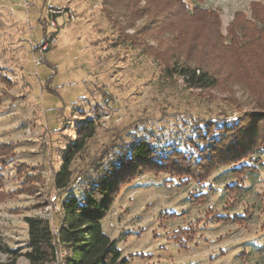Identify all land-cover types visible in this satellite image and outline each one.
Returning <instances> with one entry per match:
<instances>
[{
	"label": "rangeland",
	"instance_id": "374dc122",
	"mask_svg": "<svg viewBox=\"0 0 264 264\" xmlns=\"http://www.w3.org/2000/svg\"><path fill=\"white\" fill-rule=\"evenodd\" d=\"M105 1L0 0V241L14 252L0 264H27L24 218L59 223L66 195L53 177L88 121L95 133L70 165L74 193L138 140L188 155L187 139L238 119L264 135L263 2L183 0L182 12L139 0L125 12ZM195 6L204 10L191 15ZM182 65L215 86L188 88L166 72ZM244 166L253 170L235 172ZM159 171L121 184L101 222L128 264H264V151L203 181Z\"/></svg>",
	"mask_w": 264,
	"mask_h": 264
},
{
	"label": "trees",
	"instance_id": "16d2710c",
	"mask_svg": "<svg viewBox=\"0 0 264 264\" xmlns=\"http://www.w3.org/2000/svg\"><path fill=\"white\" fill-rule=\"evenodd\" d=\"M109 1L115 5L123 4L125 12L129 9L136 12L137 2H139V0ZM109 1L106 0L103 5L109 7ZM171 1L182 12L185 8L188 9V4L183 0ZM258 1L252 3V8H261L260 2H263L264 8V0ZM126 2L127 4H124ZM128 3H131V8H129ZM203 10L202 7L195 6L190 11L191 15H195L196 12ZM144 12L141 10L139 15ZM263 15L264 9L259 18L253 15L255 22H263ZM124 17L127 18L128 16L125 14ZM172 17L173 15L167 14L160 16V18L157 17L156 21L167 22ZM151 22L155 23L154 19ZM166 72L170 76L176 75L188 88L205 90L214 87L216 84L213 75L199 68L182 65L176 69L166 68ZM263 119L264 116L260 121L262 122ZM248 124L250 127L238 119L234 124L222 122L213 125V132L216 135L209 134L210 137H206L209 128L207 127L201 135L198 132L195 137L186 140V150L191 148L188 155L184 153L182 155L175 150L169 153L168 151L157 153L148 141L138 140L130 144L123 151L124 153L115 152V158L110 159L106 164L104 163L100 171H94L96 175H91L89 172V175L78 183V193H74L71 192L70 182L72 176L71 162L82 151L87 140L91 139L95 133L93 122L88 121L84 124L76 132L75 141L64 153L62 164L53 177V186L58 195H66L58 201L60 229L57 235L59 244L67 252L66 264H128V261L121 257L115 241L103 233L101 226L118 187L126 183L127 179L130 180V177H136L144 168L160 169L159 172H165L184 180L191 178L203 181L218 166L235 165L236 162L244 160L250 153L264 151V135L258 139L257 135L260 134V130L257 129L256 124L251 123L250 125L249 122ZM256 141H259V145L254 150ZM2 148L6 149L5 145H2ZM169 155L172 156L171 159ZM186 156H191V158ZM162 165L165 167H161ZM250 170L253 168L244 166L235 172ZM24 223L27 227V242L26 252L21 256L27 264L51 263L56 238L52 234L50 221L44 218L26 217ZM13 253L0 241V254ZM6 264L15 263L10 261Z\"/></svg>",
	"mask_w": 264,
	"mask_h": 264
},
{
	"label": "built area",
	"instance_id": "2783aa9c",
	"mask_svg": "<svg viewBox=\"0 0 264 264\" xmlns=\"http://www.w3.org/2000/svg\"><path fill=\"white\" fill-rule=\"evenodd\" d=\"M50 25L54 27V24L52 22L50 23ZM39 52H41V50ZM55 201H57V196H53L50 198V203H54ZM59 229L60 224H58L57 226L52 225V234L56 238V243L53 250L52 261L49 264H66L67 252L57 240Z\"/></svg>",
	"mask_w": 264,
	"mask_h": 264
},
{
	"label": "crops",
	"instance_id": "0c3cea01",
	"mask_svg": "<svg viewBox=\"0 0 264 264\" xmlns=\"http://www.w3.org/2000/svg\"><path fill=\"white\" fill-rule=\"evenodd\" d=\"M58 224H59V223H58ZM58 224H57V225H58Z\"/></svg>",
	"mask_w": 264,
	"mask_h": 264
}]
</instances>
